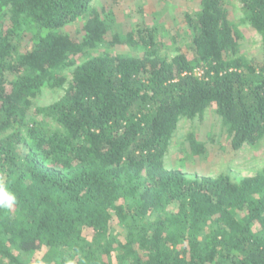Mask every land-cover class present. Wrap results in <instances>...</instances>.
<instances>
[{
  "label": "trees",
  "instance_id": "16d2710c",
  "mask_svg": "<svg viewBox=\"0 0 264 264\" xmlns=\"http://www.w3.org/2000/svg\"><path fill=\"white\" fill-rule=\"evenodd\" d=\"M93 1L0 0V183L16 197L0 264H264V167L235 181L165 164L179 122L211 108L231 149L264 139V0H237L259 59L229 0H195L173 55ZM44 90L62 94L40 106Z\"/></svg>",
  "mask_w": 264,
  "mask_h": 264
},
{
  "label": "rangeland",
  "instance_id": "374dc122",
  "mask_svg": "<svg viewBox=\"0 0 264 264\" xmlns=\"http://www.w3.org/2000/svg\"><path fill=\"white\" fill-rule=\"evenodd\" d=\"M92 3L94 7L98 6L104 11L111 9L115 17L114 23L118 26L114 27L116 31H129L137 25L156 27L158 32L160 31L161 41L167 46L161 49L162 53L173 55L177 48L185 49L189 44L183 20L189 8L195 7V0H94ZM227 6L230 18L238 24L243 35L241 53L249 59H259L261 37L241 22L242 14L237 0H229ZM68 29L74 32V29L70 27ZM73 35H77V32ZM117 50L125 52L127 49L119 47ZM61 94L62 92L58 90L56 92L44 90L38 97L37 104L48 105ZM188 133H193L198 142L204 143L205 153L201 154V157L184 156L188 152L186 140ZM182 156L184 161L181 160ZM165 164L168 169L179 166V169L192 176L227 174L236 181L264 167V139L255 147L244 146L238 151L231 149L224 128L211 108L203 118L179 122L165 157Z\"/></svg>",
  "mask_w": 264,
  "mask_h": 264
},
{
  "label": "clouds",
  "instance_id": "9594fccd",
  "mask_svg": "<svg viewBox=\"0 0 264 264\" xmlns=\"http://www.w3.org/2000/svg\"><path fill=\"white\" fill-rule=\"evenodd\" d=\"M16 202V197L7 186L0 183V209L11 208Z\"/></svg>",
  "mask_w": 264,
  "mask_h": 264
}]
</instances>
